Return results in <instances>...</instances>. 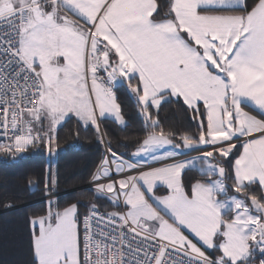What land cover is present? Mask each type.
I'll use <instances>...</instances> for the list:
<instances>
[{
	"label": "snow or ice",
	"instance_id": "snow-or-ice-1",
	"mask_svg": "<svg viewBox=\"0 0 264 264\" xmlns=\"http://www.w3.org/2000/svg\"><path fill=\"white\" fill-rule=\"evenodd\" d=\"M120 87L146 133L127 156L100 128L125 124ZM172 98L195 133L163 126ZM73 118L104 145L93 192L119 211L49 200L32 264H264V0H0V152L55 155Z\"/></svg>",
	"mask_w": 264,
	"mask_h": 264
},
{
	"label": "trees",
	"instance_id": "trees-1",
	"mask_svg": "<svg viewBox=\"0 0 264 264\" xmlns=\"http://www.w3.org/2000/svg\"><path fill=\"white\" fill-rule=\"evenodd\" d=\"M116 94L125 124L120 125L105 118L100 128L106 133L105 140L111 141L113 150L127 156L135 150L136 141L146 133L135 98L128 94L125 87L118 88ZM172 99L174 102L163 105L160 110V119L165 129L195 133L197 127L192 113L183 105L182 100L175 102V98ZM58 144L59 151L52 156L41 147L29 148L16 159L0 152V210L8 204L19 206L0 213V264H32L29 220L33 216L43 215L49 200L61 209L76 203L81 217L86 212L80 209H89L93 203L106 211L117 210L109 201L97 197L93 189L80 188L91 181L92 173L105 153L95 129H84L73 118L58 129ZM49 168L58 174V184L51 192L45 193L44 180ZM194 175L197 174L188 172L186 182ZM58 193L61 194L21 206Z\"/></svg>",
	"mask_w": 264,
	"mask_h": 264
},
{
	"label": "built area",
	"instance_id": "built-area-1",
	"mask_svg": "<svg viewBox=\"0 0 264 264\" xmlns=\"http://www.w3.org/2000/svg\"><path fill=\"white\" fill-rule=\"evenodd\" d=\"M191 155H195V153H191ZM80 188H90V189H93L92 181L88 182V183H87L86 185H84V186H81ZM63 193H65V192H63ZM57 195H60V194H56V195H53V196H57ZM51 197H52V196H51ZM13 207H14L13 205H11V207H7V206H6L5 209H11V208H13ZM99 211H100L101 213H108V212H111V211H106V210L101 209V208H99ZM88 212H89V211H88ZM88 212H87L85 215H87ZM85 215H84V216H85ZM110 256H111V253H110ZM117 258H119L118 255H117Z\"/></svg>",
	"mask_w": 264,
	"mask_h": 264
},
{
	"label": "rangeland",
	"instance_id": "rangeland-1",
	"mask_svg": "<svg viewBox=\"0 0 264 264\" xmlns=\"http://www.w3.org/2000/svg\"><path fill=\"white\" fill-rule=\"evenodd\" d=\"M158 195H160V194H164L163 193V190L161 191V192H159V193H157ZM33 201H36V200H33ZM30 202H32V201H30ZM37 202H39V201H37ZM35 203V202H34ZM8 205H12V204H8ZM18 207V206H17ZM16 206H14L13 208H11V209H15V208H17ZM11 209H2V210H0V211H9V210H11ZM89 209L88 208H81L80 209V211L81 212H87ZM116 211H119V209H117Z\"/></svg>",
	"mask_w": 264,
	"mask_h": 264
},
{
	"label": "water",
	"instance_id": "water-1",
	"mask_svg": "<svg viewBox=\"0 0 264 264\" xmlns=\"http://www.w3.org/2000/svg\"><path fill=\"white\" fill-rule=\"evenodd\" d=\"M34 189H36V188H34ZM34 189H33V190H34ZM46 198H48V197H45V198H42V199H38V200H36V201L28 202V203H25V204H23V205H21V206L29 205V204H32V203L37 202V201H42V200H45ZM18 207H19V206H18ZM1 212H3V211H0V213H1Z\"/></svg>",
	"mask_w": 264,
	"mask_h": 264
},
{
	"label": "crops",
	"instance_id": "crops-1",
	"mask_svg": "<svg viewBox=\"0 0 264 264\" xmlns=\"http://www.w3.org/2000/svg\"><path fill=\"white\" fill-rule=\"evenodd\" d=\"M106 118H108V119H112L111 117H106ZM113 120V119H112ZM78 212H79V210H78Z\"/></svg>",
	"mask_w": 264,
	"mask_h": 264
}]
</instances>
